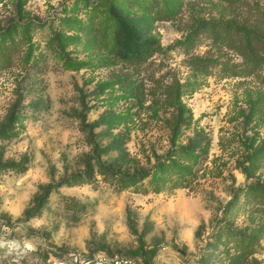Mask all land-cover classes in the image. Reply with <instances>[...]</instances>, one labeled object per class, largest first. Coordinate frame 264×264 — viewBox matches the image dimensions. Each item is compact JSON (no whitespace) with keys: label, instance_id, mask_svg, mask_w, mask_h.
<instances>
[{"label":"rangeland","instance_id":"rangeland-1","mask_svg":"<svg viewBox=\"0 0 264 264\" xmlns=\"http://www.w3.org/2000/svg\"><path fill=\"white\" fill-rule=\"evenodd\" d=\"M263 6L0 0V264H264Z\"/></svg>","mask_w":264,"mask_h":264},{"label":"trees","instance_id":"trees-1","mask_svg":"<svg viewBox=\"0 0 264 264\" xmlns=\"http://www.w3.org/2000/svg\"><path fill=\"white\" fill-rule=\"evenodd\" d=\"M254 6L257 7V5ZM257 13V17H259V19L255 21H250L248 17L242 19L241 21L237 18H233L230 23H227L225 25V28L231 30L234 35L239 36V45L237 46V51L242 57L251 58L252 61L258 64H264V6L258 7ZM163 19H167V17L164 16ZM226 34L227 33H225V35ZM218 37L219 35H215L216 40ZM116 40H118L117 37ZM139 50L140 48H136L135 62L133 61L134 63L138 64L143 61L147 57V55L152 54L154 47H152V49L150 51H147L146 53H144L143 50L142 52ZM203 67L204 65L201 66L200 63H197L195 66L196 69H202ZM136 95L140 97L138 93ZM172 96L173 95H171V97ZM187 172L190 171H187L185 168H181V166L177 163H173L171 165L170 171L166 173L165 178L159 183L160 185H155L153 191L158 192L161 186L166 182L173 188L187 187L188 185H190L191 180L193 181L195 179V177L188 179ZM122 179L128 182H134L141 179V177H138L137 179L134 177H125ZM148 184L152 185L153 181L149 180ZM134 192L145 194L148 192V188L145 187L144 189H141V191L138 189H134Z\"/></svg>","mask_w":264,"mask_h":264}]
</instances>
